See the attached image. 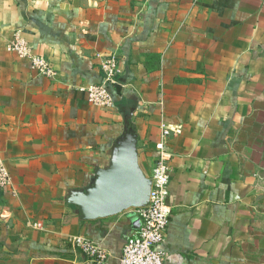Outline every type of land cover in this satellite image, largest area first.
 Segmentation results:
<instances>
[{
  "label": "crops",
  "instance_id": "crops-1",
  "mask_svg": "<svg viewBox=\"0 0 264 264\" xmlns=\"http://www.w3.org/2000/svg\"><path fill=\"white\" fill-rule=\"evenodd\" d=\"M109 58L100 108L86 88ZM127 119L147 176L160 126L180 129L163 264H264V0H0V264H94L77 236L119 264L134 208L83 219L66 197L108 164Z\"/></svg>",
  "mask_w": 264,
  "mask_h": 264
},
{
  "label": "built area",
  "instance_id": "built-area-1",
  "mask_svg": "<svg viewBox=\"0 0 264 264\" xmlns=\"http://www.w3.org/2000/svg\"><path fill=\"white\" fill-rule=\"evenodd\" d=\"M23 55H28L26 49L18 41L10 45ZM31 67L38 73L50 76L52 71L44 57L30 56ZM104 79L99 84L87 86L88 101L100 108H110L112 98L106 85L115 83L117 66L114 59H106L101 63ZM179 127L162 124L159 138L155 142L156 154L149 175L151 186L149 198L145 205L134 208L139 218V227L129 235L123 243L119 256V264H163V252L158 248L164 240L169 223L171 208L167 204L168 184L170 178L169 160L172 157V148L169 139L172 133L179 134ZM10 175L0 158V189L10 183ZM75 246L94 264H101L106 257L105 250L94 241L77 236L73 239Z\"/></svg>",
  "mask_w": 264,
  "mask_h": 264
},
{
  "label": "water",
  "instance_id": "water-1",
  "mask_svg": "<svg viewBox=\"0 0 264 264\" xmlns=\"http://www.w3.org/2000/svg\"><path fill=\"white\" fill-rule=\"evenodd\" d=\"M150 186V177L139 166L136 135L127 119L108 164L97 168L84 188L71 191L66 202L75 205L83 219L102 218L145 205Z\"/></svg>",
  "mask_w": 264,
  "mask_h": 264
}]
</instances>
